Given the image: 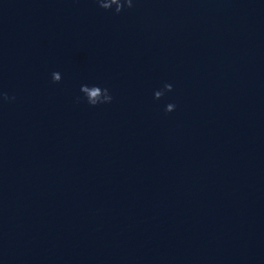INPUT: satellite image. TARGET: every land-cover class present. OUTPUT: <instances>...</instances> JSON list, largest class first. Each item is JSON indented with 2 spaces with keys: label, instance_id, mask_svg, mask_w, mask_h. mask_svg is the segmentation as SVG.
<instances>
[{
  "label": "water",
  "instance_id": "obj_1",
  "mask_svg": "<svg viewBox=\"0 0 264 264\" xmlns=\"http://www.w3.org/2000/svg\"><path fill=\"white\" fill-rule=\"evenodd\" d=\"M114 8L0 0V264H264V0Z\"/></svg>",
  "mask_w": 264,
  "mask_h": 264
},
{
  "label": "clouds",
  "instance_id": "obj_2",
  "mask_svg": "<svg viewBox=\"0 0 264 264\" xmlns=\"http://www.w3.org/2000/svg\"><path fill=\"white\" fill-rule=\"evenodd\" d=\"M96 2L98 4V7L105 10V11L112 9L113 6H115V8H114L115 14H119V13H121L122 10L131 9L133 7V0H108V2H106V3L103 2V0H96ZM55 79H59V77H56ZM53 82H55V80ZM80 90L81 91H87L86 87H84L83 85L80 87ZM104 91L109 93L107 88H105ZM171 91H172V86L170 84H165L162 91H156L154 93V99H156L157 96L159 98H161L162 96H164V94L166 92H171ZM99 94H100V89L98 87H93L92 90L88 92V96H89L90 100H92L93 98H95ZM10 99H15V97H9L6 93L0 94V100L7 102ZM109 99H110V103H111L112 97L110 94H109ZM79 102H80V98H77V103H79ZM87 105H89V104L87 103ZM90 107H92V106H90ZM174 109H175V105L170 103V104L166 105L165 112L171 113L174 111Z\"/></svg>",
  "mask_w": 264,
  "mask_h": 264
}]
</instances>
